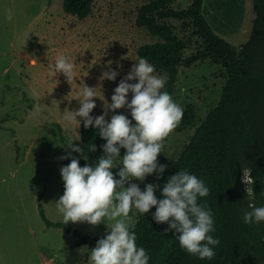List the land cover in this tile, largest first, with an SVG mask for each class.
Masks as SVG:
<instances>
[{
	"label": "rangeland",
	"instance_id": "rangeland-1",
	"mask_svg": "<svg viewBox=\"0 0 264 264\" xmlns=\"http://www.w3.org/2000/svg\"><path fill=\"white\" fill-rule=\"evenodd\" d=\"M151 1L96 0L92 14L80 19L65 12L64 0H0V264H88L87 253L79 250L87 246L89 251V245L75 246L78 236L72 230L49 226L39 204L50 221L64 223L55 205L64 193L60 169L71 157L81 167L85 163L94 166L84 154L65 148V140L82 144L81 125L69 122L67 111L79 108L78 94L84 84L97 86L109 61L119 75L115 81H103L104 101L95 99L91 115H102L105 101L111 104L114 89L140 58L138 49L159 41L136 23L139 8ZM191 1L178 0L173 7L187 9ZM9 10L11 20L7 19ZM203 14L214 32L238 52L250 39L256 15L253 0H216ZM172 22L181 37H190L181 23ZM195 50L193 44L186 57ZM60 54L76 65L70 85L54 69ZM227 81L223 66L210 60L180 68L172 97L182 108L194 106L197 118L195 126L183 132L174 129L167 136L163 141L167 155L177 158L181 154L218 105ZM131 98L129 93V102ZM113 114L131 117L124 108L109 112L106 120L110 122ZM62 156L69 158L61 160ZM137 215L133 208L130 225ZM69 223L91 237L105 236L108 231L104 223ZM112 223L107 221L108 226Z\"/></svg>",
	"mask_w": 264,
	"mask_h": 264
},
{
	"label": "trees",
	"instance_id": "trees-1",
	"mask_svg": "<svg viewBox=\"0 0 264 264\" xmlns=\"http://www.w3.org/2000/svg\"><path fill=\"white\" fill-rule=\"evenodd\" d=\"M177 1L152 0L139 8L137 25L159 39L141 46L139 57L146 58L157 72L167 73L163 91L172 96L180 68H191L207 60L223 66L228 81L218 105L196 129L181 154L175 158L167 155L163 148L158 156V163L167 165L162 178L157 180L153 174L143 184H136L142 191L146 184H159L155 193L159 200L169 177L180 170L196 175L210 189L207 197H198V203L211 209L215 231L210 235L218 238L220 243L215 246L212 259L189 254L181 248L178 234L174 230L166 231L168 223H157L153 219L155 208L147 214L138 213L133 223L135 228L130 230L137 236V247H143L149 255V264H264V222L246 224L243 219L250 204L264 206V0H253L256 15L252 33L239 52L211 28L203 14L204 0H192L189 8L183 10L173 7ZM95 2L64 0L63 8L66 13L85 19L92 14ZM173 20L191 33L189 38L180 36ZM193 44L195 52L186 57ZM183 110V118L175 128L181 132L195 126L197 118L194 106L187 105ZM132 123L134 125L135 121ZM81 139L82 154L95 165L104 155L101 146L106 141L100 138L98 129H85L83 122ZM125 152L121 149L120 156L123 157ZM243 169H251L253 195H247L241 182ZM112 171L119 179L116 175L119 168ZM39 209L49 226L66 227L78 236L75 246L88 244L90 252L104 237L84 235L70 223H53L42 204Z\"/></svg>",
	"mask_w": 264,
	"mask_h": 264
},
{
	"label": "clouds",
	"instance_id": "clouds-1",
	"mask_svg": "<svg viewBox=\"0 0 264 264\" xmlns=\"http://www.w3.org/2000/svg\"><path fill=\"white\" fill-rule=\"evenodd\" d=\"M7 19H12L10 10ZM111 64L109 61L97 86L84 84L78 94L79 108L67 111L69 122L79 126L83 122L85 129H98L106 144L101 146L104 155L94 166L85 163L81 167L79 160L71 157V162L60 169L64 193L55 202L57 211L63 215L65 224H106L108 231L90 252L87 246L79 250L82 254L87 253L88 264H149V255L143 247H137V236L130 230L135 228L128 221L133 208L140 214H147L155 208L153 219L157 223L169 224L166 231L174 230L178 234L181 248L200 259H212L214 248L220 241L210 235L215 231L211 209L198 203V197L210 194L203 180L187 170H180L164 183L159 200L155 195L159 184H146L142 191L138 184L132 183L133 180L143 182L153 174L157 180L162 178L167 168V165L158 163V156L164 148L163 141L183 118V108L172 95L163 91L167 73L158 74L146 58H139L114 89L111 104L105 101L104 113L94 117L91 113L97 106L95 99L104 101L103 81H115L119 75ZM75 67L67 56L60 54L56 57L54 69L66 77L69 85L75 79ZM120 68L121 65L117 64V69ZM129 93L132 94L130 102ZM124 108L130 111L131 120L123 114H113L110 122L106 120L109 112ZM132 121H135L134 125ZM65 148L73 153H83L73 140H69ZM121 149L126 150L122 158ZM92 151H96L95 145ZM67 158L69 156L60 157L61 160ZM117 160L121 162L118 167ZM117 168L119 179L112 171ZM242 171L241 182L246 185L245 191L247 195H253L251 169ZM249 209L243 216L246 224L264 222V206L250 204ZM109 220L113 221L111 226L107 224Z\"/></svg>",
	"mask_w": 264,
	"mask_h": 264
},
{
	"label": "crops",
	"instance_id": "crops-1",
	"mask_svg": "<svg viewBox=\"0 0 264 264\" xmlns=\"http://www.w3.org/2000/svg\"><path fill=\"white\" fill-rule=\"evenodd\" d=\"M242 1V0H241ZM215 2H216V0H204V6H203V9L204 8H206L207 6H211V5H213V4H215ZM206 18V17H205ZM255 18V17H254ZM254 18H253V20H254ZM252 23H253V21H252ZM33 61V60H32Z\"/></svg>",
	"mask_w": 264,
	"mask_h": 264
},
{
	"label": "built area",
	"instance_id": "built-area-1",
	"mask_svg": "<svg viewBox=\"0 0 264 264\" xmlns=\"http://www.w3.org/2000/svg\"><path fill=\"white\" fill-rule=\"evenodd\" d=\"M250 175H251V173H250ZM251 178H252V176H251ZM253 179V178H252ZM245 185V184H244ZM245 188H246V185H245ZM252 188H253V185H252Z\"/></svg>",
	"mask_w": 264,
	"mask_h": 264
}]
</instances>
